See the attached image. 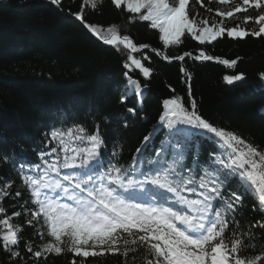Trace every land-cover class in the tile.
<instances>
[{"label": "snow or ice", "instance_id": "snow-or-ice-1", "mask_svg": "<svg viewBox=\"0 0 264 264\" xmlns=\"http://www.w3.org/2000/svg\"><path fill=\"white\" fill-rule=\"evenodd\" d=\"M115 6H127L130 13L139 14V20L150 22L158 29L165 46L179 45L185 32L201 44L219 37L244 38L264 36V0H218L231 5L228 10H216L221 18H234L238 13L258 10L257 15H245L243 25L226 28L223 19L219 25H209L207 19L199 27L186 15L188 0H113ZM60 7L62 0H50ZM102 0H82L81 9L74 15L100 41L106 45H124L133 52L137 45L127 35H119L115 25L106 30L85 20L84 7L96 9ZM256 25L255 28L246 25ZM150 47L147 44L140 48ZM157 55L161 53L152 49ZM189 57L196 61L218 60L234 66L236 61L220 60L203 51L193 55L184 52L175 57L184 61ZM165 60L171 58L164 56ZM124 67L139 69L150 76V69L140 59L129 56ZM181 72L190 80V73ZM129 87L137 95L142 93L139 82L124 73ZM244 74L225 77L227 83L243 79ZM264 77V73H261ZM189 96L190 84H189ZM122 98V102H123ZM135 114V109L128 108ZM159 126L166 128L171 139L162 140L159 148L148 153L149 136L136 148L127 167L120 163L118 153L110 151L111 138L102 134L99 125L89 132L81 124L66 130L53 128L45 133L38 159L21 162L19 174L28 192L25 214L29 225L41 224L45 231L37 230L41 239H52L34 250L31 264H40L49 254L57 256L73 254L70 264H87V258L119 255L126 259L137 246H146L154 259L148 264H264V254L248 256L253 236L241 231L236 219L243 207V198L258 193L259 203L264 205V149L246 142L238 134L214 126L196 110L190 100L185 107L177 99L164 101ZM125 126H127L125 124ZM159 128L153 130L154 137ZM208 141L216 150L204 161L198 159V146ZM195 155V166L185 163L188 155ZM5 159H8L5 156ZM229 184L235 189L229 190ZM5 181L0 189V199L11 196ZM21 197V192H15ZM27 206V207H26ZM0 207V213H4ZM21 216V212H14ZM231 225V227H230ZM253 227L264 230V222ZM0 247L11 257H20L14 250L20 244L21 230L14 229L10 218L0 219ZM226 234L230 236L226 242ZM132 246V247H130ZM243 254V255H242ZM80 258V259H77ZM14 264H19L14 261Z\"/></svg>", "mask_w": 264, "mask_h": 264}, {"label": "trees", "instance_id": "trees-1", "mask_svg": "<svg viewBox=\"0 0 264 264\" xmlns=\"http://www.w3.org/2000/svg\"><path fill=\"white\" fill-rule=\"evenodd\" d=\"M196 2H201L195 6L198 10L210 12L231 6L215 4L214 0ZM81 5L82 0H62L60 7L50 0H0V189H5V181L12 185L6 189L11 196L0 199V207L5 210L0 219L10 218L14 229L22 232L20 244L14 249L20 251V257H11L0 247V264H31L33 257L25 245L36 250L52 239L46 232L45 239L36 234L37 230L45 231L41 224L26 223L30 217L21 206L29 196L18 165L38 159L44 134L53 128L66 130L81 124L92 132L99 125L106 143L111 138L108 149L116 151L120 163L127 167L146 136L150 137L149 154L159 148L162 140L171 139L158 121L164 101L179 98L185 107L194 100L198 113L214 126L264 149V36L241 39L225 35L201 44L185 32L181 44L165 46L159 30L151 28L150 22L139 20V14L128 12L126 5L117 8L113 0H102L96 9L85 6L88 23L115 25L138 48L135 52L117 51L85 30L74 15ZM257 13L258 10L249 9L248 13L236 14L233 20L220 17L218 21L223 19L224 26L230 28L243 25L245 15ZM143 44L150 47L141 49ZM200 51L236 63L230 67L216 59H175L184 52L197 55ZM165 55L171 59L165 60ZM129 56L140 59L150 69V76L145 78L139 69H126ZM181 67L190 73V80ZM126 71L139 82L140 95L129 87ZM240 73L244 74L243 79L226 82V76ZM128 108L135 109V114L129 113ZM156 128L159 131L153 137ZM198 150V159L204 161L216 146L201 141ZM196 159L194 154L188 155L184 162L195 166ZM228 189L234 190V184H229ZM16 191L21 192V197L15 196ZM243 200L236 217L237 227L253 236L247 255L259 256L264 254V230L253 225L264 222V205L259 203L258 193H250ZM14 212H21V216H14ZM229 238L226 234V242ZM72 259L71 253L49 254L40 264H70ZM153 259L146 246H137L135 252H129L126 264H148ZM87 264H125V258L110 254L89 257Z\"/></svg>", "mask_w": 264, "mask_h": 264}, {"label": "rangeland", "instance_id": "rangeland-1", "mask_svg": "<svg viewBox=\"0 0 264 264\" xmlns=\"http://www.w3.org/2000/svg\"><path fill=\"white\" fill-rule=\"evenodd\" d=\"M215 1V4H220L218 2V0H214ZM169 2L171 3L172 0H169ZM197 4H201V2H196V0H188V4L186 5V15H188L189 19L190 20H195L196 24L194 26L196 27H199L200 23L207 19L208 22H209V25H212V24H217L219 25L220 22L218 21V17L216 15V10H213L212 12L208 11V10H198V7L196 8L195 6ZM198 6V5H197ZM229 6H226V8H223V9H218L220 11H226L228 10ZM196 8V9H195ZM224 19H227V20H233L234 18H224ZM189 34V33H188ZM190 35V34H189ZM191 36V35H190ZM192 38L195 39V37L191 36ZM196 40V39H195ZM198 41V40H196ZM200 42V41H198ZM212 42V41H211ZM118 49L121 48V46H116ZM122 51V50H121Z\"/></svg>", "mask_w": 264, "mask_h": 264}, {"label": "water", "instance_id": "water-1", "mask_svg": "<svg viewBox=\"0 0 264 264\" xmlns=\"http://www.w3.org/2000/svg\"><path fill=\"white\" fill-rule=\"evenodd\" d=\"M81 22V21H80ZM81 24H82V26L85 28V30L93 37V38H95L96 40H98L99 42H101L103 45H105V46H107V47H109V48H112V49H114V50H122V51H128V52H130L131 51V49H128V48H126L124 45H122L121 46V48L120 49H118L116 46H113V45H106V44H104L103 43V41H100L96 36H94L85 26H84V23L83 22H81ZM102 27V26H101ZM105 30L108 28V27H103ZM117 33L119 34V35H121V36H123L120 32H118L117 31Z\"/></svg>", "mask_w": 264, "mask_h": 264}]
</instances>
